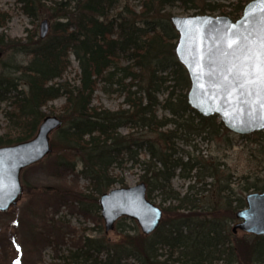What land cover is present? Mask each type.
<instances>
[{
	"label": "trees",
	"instance_id": "1",
	"mask_svg": "<svg viewBox=\"0 0 264 264\" xmlns=\"http://www.w3.org/2000/svg\"><path fill=\"white\" fill-rule=\"evenodd\" d=\"M46 2L50 6L46 7ZM128 2L15 0L26 17L37 20L44 16L52 24L44 39L28 35L23 42L0 35V50L6 47L30 57L27 64L15 67L17 77L0 74V105L7 103L9 110H5L4 117L11 123L10 131L0 135V147L31 139L46 117L41 109L50 101L64 98L61 126L51 142L52 150L58 154V167L74 170L75 163L69 157L76 158L81 164L80 175L94 194L102 195L115 184H122L121 179L112 176V169L122 167L125 157L139 163L132 149L146 145L150 161L141 163L145 166L141 178L148 186V194L151 190L161 191L162 202H177L176 206L163 208L165 218L150 235L125 233L114 244L86 237L79 247L68 251L63 264H264V237L248 235L234 240L229 229L230 219L234 220L235 212L245 206L244 197L233 198L229 196V186L220 185L209 205L198 206L199 200L191 197L189 191L181 197L170 185L176 170L185 179L198 168L196 163L186 164L175 157L173 141L177 128L191 123L192 114L201 129L213 127L217 118L202 117L187 104L190 82L176 59L178 35L165 12L166 7L176 4L196 8L199 0H140L138 13ZM247 3L203 2L200 13L195 15L210 12L235 20ZM116 9L119 10L114 12ZM8 20V14L0 12V28ZM71 55L79 68L77 84L54 82L62 80L70 68ZM108 87H114V92L123 98L126 110L111 112L92 106L94 93ZM161 94L165 95L163 103L158 100ZM160 105L173 116L171 119L157 117L156 108ZM169 124L175 126L174 130L160 131ZM121 128L145 130L156 137L150 140L121 135ZM14 130L18 131L16 136L10 134ZM208 177L220 182L216 173L209 172ZM248 190L244 188L243 192ZM24 191L60 198L73 194L52 187H25ZM75 200L95 202L98 214L96 198L81 195ZM12 241L16 243L14 238Z\"/></svg>",
	"mask_w": 264,
	"mask_h": 264
},
{
	"label": "rangeland",
	"instance_id": "2",
	"mask_svg": "<svg viewBox=\"0 0 264 264\" xmlns=\"http://www.w3.org/2000/svg\"><path fill=\"white\" fill-rule=\"evenodd\" d=\"M139 1L129 0L128 2L129 7L136 13L140 11ZM233 1L203 0L202 3L223 2L228 4ZM243 1L249 2L251 0ZM198 3V7H188V9L179 4L168 6L165 12L170 17L194 16L200 13L202 3L200 0ZM45 6H50V2H46ZM117 10L119 9L114 10V12ZM0 12H6L9 16L4 28H0V35L3 34L7 39H22L24 42L28 35L39 37V26L43 20L48 21L50 31L52 21L44 16L37 20L26 17L22 14L15 0H0ZM205 15L217 16L218 13L206 12ZM3 51L0 57V74L17 77L19 73H14L15 67L27 64L30 57L23 53H15L14 50L6 47ZM69 60L71 66L62 80L59 79L54 82L67 81L71 85L77 84L78 64L72 55ZM100 87L102 88V85ZM114 89V87H108L106 91L102 89L96 91L92 106L111 112L126 110L127 107L123 104V98L115 93ZM164 98L165 95L158 96L161 103H163ZM63 104L64 98H58L50 101L41 110L45 116L59 118L61 115L60 108ZM7 109L9 110L6 102L0 105V135L8 133L11 128L10 121L4 117V112ZM156 115L159 119H171L173 117L162 105L156 108ZM190 118L192 120L188 124L180 121L183 126L176 130V138L173 141L174 151L175 157L181 159L183 163H196L198 168L196 171H191L189 177L185 179L179 176L180 170H176L170 181L172 190L181 197L189 191L191 197L199 200L196 203L198 206L209 205L212 200L211 197L213 195L216 197V191L220 185L229 186L231 190L229 196L233 195V198L245 197L249 192L262 191L261 189L264 188V131L240 136L225 129L220 124L218 117L215 119L213 127H204V129L198 125L199 120L193 114L190 115ZM174 127L173 124H169L160 131H172ZM119 133L121 135L133 134L136 138L150 140H154L156 137V134L140 129L121 128ZM10 134L16 136L18 131L14 130ZM55 135L56 130L49 135L50 147L51 142L55 140ZM132 151L136 153L139 163L127 161L125 157L122 167H114L111 174L118 177L117 179H121L122 184H115L111 189L133 187L144 183L146 187L145 197L161 209L162 221L165 218L163 208L169 205L176 206L177 202L169 200L162 202L161 191L151 190V193L148 194V186L141 178L145 170V166L141 163L150 161L146 145L133 147ZM57 155L51 147V152L46 157L21 171L22 194L15 207H11L5 213H0V264H11L12 262H19V264H63L68 251L79 247L86 237L104 239L107 243L114 244L125 233L143 235L137 223L127 218H121L114 224L111 231L106 232L99 208L98 217L96 215V207L93 205L95 202L80 203L75 200L81 195H89L98 201L101 195L94 194L89 183L80 175L81 164L77 162L76 158L69 157L70 162L75 163L74 170H70L57 166ZM187 171L188 165L184 168V174H187ZM209 172L216 173L220 182L218 183L215 181L216 179L208 177ZM25 187H52L59 190H69L73 194L60 198V196L52 194H40L38 192L33 194L30 191H24ZM244 188H249V190L243 192ZM216 214L219 216L220 212ZM237 222L236 219H230L228 222L229 229L231 230ZM233 237L234 240H241L248 238V235L237 231ZM13 238L15 244L12 241Z\"/></svg>",
	"mask_w": 264,
	"mask_h": 264
},
{
	"label": "water",
	"instance_id": "3",
	"mask_svg": "<svg viewBox=\"0 0 264 264\" xmlns=\"http://www.w3.org/2000/svg\"><path fill=\"white\" fill-rule=\"evenodd\" d=\"M169 21L178 35L176 59L190 82L186 94L188 106L202 117L217 116L225 129L240 136L264 131V107H261L264 86L259 82L246 85L245 91L252 94L246 97L247 103H240L238 81L231 76L229 81H223L228 68L235 65L234 71H249L253 63L242 66L243 54L239 49L227 48L228 42L237 38L236 34L248 36L253 54L259 53L264 35V0L249 1L235 20L228 16L194 15L171 16ZM48 33V21L43 20L39 38L44 39ZM60 126L58 117L46 116L32 139L0 147V213L16 206L22 194L21 171L51 152L49 135ZM145 192V184L140 183L102 194L98 206L105 231H111L118 220L127 218L137 223L144 236L154 232L160 225L162 211L146 199ZM244 203L235 212L238 222L232 233L241 231L264 237V189L247 193Z\"/></svg>",
	"mask_w": 264,
	"mask_h": 264
},
{
	"label": "snow or ice",
	"instance_id": "4",
	"mask_svg": "<svg viewBox=\"0 0 264 264\" xmlns=\"http://www.w3.org/2000/svg\"><path fill=\"white\" fill-rule=\"evenodd\" d=\"M236 37V39H231L228 42L227 48L230 50L239 49L243 54V61L241 62L242 66L248 67L249 65L247 62L253 63L251 64L249 71H234L236 66L233 65L228 68V74L223 76V81H229L230 76L238 81L239 102L247 103L246 97L251 96L252 93L250 91H245L246 85L259 82L264 86V35L261 36L258 54H253L248 36L236 34ZM250 77H255V79H250ZM231 94L232 93L230 92L229 95ZM261 107H264V100L261 101Z\"/></svg>",
	"mask_w": 264,
	"mask_h": 264
}]
</instances>
